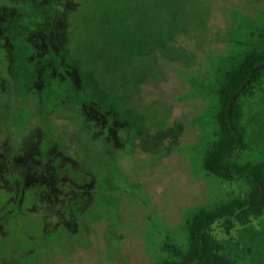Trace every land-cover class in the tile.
<instances>
[{
  "label": "rangeland",
  "instance_id": "obj_1",
  "mask_svg": "<svg viewBox=\"0 0 264 264\" xmlns=\"http://www.w3.org/2000/svg\"><path fill=\"white\" fill-rule=\"evenodd\" d=\"M263 29L264 0H0V264H159L192 214L245 197L202 160L220 75ZM243 113L242 158L264 160V79ZM211 236L264 264V212Z\"/></svg>",
  "mask_w": 264,
  "mask_h": 264
},
{
  "label": "trees",
  "instance_id": "obj_2",
  "mask_svg": "<svg viewBox=\"0 0 264 264\" xmlns=\"http://www.w3.org/2000/svg\"><path fill=\"white\" fill-rule=\"evenodd\" d=\"M259 39L260 47L246 50L220 75L215 93L216 129L202 160V168L209 176L226 182L244 181L248 192L245 197L227 198L209 209H200L192 214L186 221V248L166 244L169 257L159 264H233L223 254V244L212 238L213 226L231 219L247 222L250 217L260 216L264 212V160L242 158L250 148L243 124V100L264 79V29ZM45 155H42V161ZM40 171L39 167L34 168V172ZM64 176L76 184H80L84 178L79 170L68 171L67 167L58 171L59 178ZM7 180L10 183L15 179L7 177ZM38 189L39 185L24 188L20 204L16 205L18 196H14L9 204L16 205L19 211L30 209Z\"/></svg>",
  "mask_w": 264,
  "mask_h": 264
},
{
  "label": "flooded vegetation",
  "instance_id": "obj_3",
  "mask_svg": "<svg viewBox=\"0 0 264 264\" xmlns=\"http://www.w3.org/2000/svg\"><path fill=\"white\" fill-rule=\"evenodd\" d=\"M58 163H59V162L56 161V165H55V166L57 167V169H56L57 171H59L60 168L64 167L62 164L58 165ZM54 170H55V169H54ZM58 178H59V177H58ZM59 181H60V179H58V183H59ZM71 181H72V180H71ZM72 182H73V181H72ZM81 182H85V181L82 180ZM76 185L80 186V184H76Z\"/></svg>",
  "mask_w": 264,
  "mask_h": 264
}]
</instances>
